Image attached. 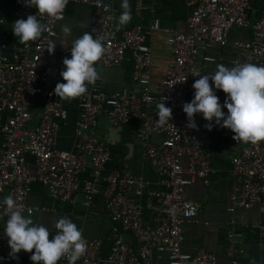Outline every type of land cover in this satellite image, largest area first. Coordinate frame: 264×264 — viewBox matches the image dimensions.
Listing matches in <instances>:
<instances>
[{"label": "built area", "instance_id": "1", "mask_svg": "<svg viewBox=\"0 0 264 264\" xmlns=\"http://www.w3.org/2000/svg\"><path fill=\"white\" fill-rule=\"evenodd\" d=\"M4 1V0H1ZM14 4L13 16L26 19L37 14L46 31L34 44H23L12 52L11 58L0 54V202L12 195L25 214L45 211L28 204L33 183L46 188L54 202L73 204L81 192L83 206L88 207L100 186L104 208L112 223L110 248L102 256V240L86 241V252L76 264H220L215 254L200 249L193 254L182 251L183 228L197 223L198 206L187 197V188L196 180L205 186L211 182L214 139L226 142L230 154V174L234 186L228 196L226 211L230 224L241 219V213L256 210L255 229L264 240V140L256 143L234 140V133L218 125L209 131L195 116L196 129L188 127L182 105L193 97L194 66L201 52L213 46L228 45L232 29L251 32L247 41H235L236 63L264 65V12L252 22L248 15L249 0H183L191 10L182 31L167 30V43L172 62L159 94L150 89L151 50L147 38L154 28L143 30L132 26L119 31L115 9L111 4L96 0H68V3L92 7L88 30L94 39H101L104 53L94 67L115 68L125 59L131 62V80L137 91L124 90L108 95L100 90L97 81L88 84L84 94L76 97L78 115L74 128L73 148L69 151L55 147L60 125L67 119L63 98L54 93L64 68L63 59L70 57L72 44L63 49L48 51L49 42L57 37V26L64 19L40 15L25 0H9ZM107 5V7H105ZM143 10L142 0H135L134 16ZM2 22L0 21V25ZM80 37V36H79ZM4 45L0 43V50ZM205 60L213 61L206 57ZM87 83V82H86ZM41 102L38 121L30 124L32 108ZM165 102L171 107V121L157 123V105ZM107 118L110 132L132 127L143 146V157L160 178L163 190H148V184L134 176L127 166L107 171L111 160L108 138L99 140L91 130L98 117ZM160 137V140L157 138ZM26 156L34 159L35 174L27 167ZM90 165L89 178L80 176ZM145 197L146 208L155 213L154 225L144 223V210L136 199ZM7 215L0 203V264H11L13 257L3 227ZM128 237V239H126ZM239 235L231 231L225 250L228 264H242L243 250L237 246ZM34 251V250H33ZM25 264H33L32 253L20 252ZM155 254V259L153 255ZM61 257L57 264H67Z\"/></svg>", "mask_w": 264, "mask_h": 264}, {"label": "crops", "instance_id": "2", "mask_svg": "<svg viewBox=\"0 0 264 264\" xmlns=\"http://www.w3.org/2000/svg\"><path fill=\"white\" fill-rule=\"evenodd\" d=\"M111 4L115 9L118 30L123 31L132 26H141L143 30H150L147 41L151 50L152 64L150 66V89L159 94L163 90V80L167 68L172 62V55L167 43V30L182 31L186 27L187 19L191 10L184 4L183 0H142L143 10L138 17L134 16L135 0H128L131 20L125 24H119V17L124 9L121 7L123 0H102ZM249 18L252 22L262 16L264 12V0H249ZM14 4L9 0H0V43L4 48L0 54L11 58L12 52L23 44H34L39 38L33 41L21 43L19 38L12 32L13 23L18 20L12 12ZM92 7L89 5L68 3L64 10V19L57 26V37L55 38L56 49H63L72 44V41L83 33L88 32L91 25ZM71 28V34L65 37L62 32V25ZM252 34L246 30L232 29L228 36V45L225 47L213 46L201 52L195 63V72L206 75L214 72L218 64L233 67L237 58V51L233 46L235 41H247ZM206 57L213 61L205 60ZM100 90L108 95L121 93L124 90L137 91L131 80V62L125 59L118 67L99 68ZM199 77L195 76V79ZM220 102L223 103L226 94L222 91L216 93ZM191 97L189 101L192 99ZM63 108L67 112V119L60 125L56 135L55 147L59 150L69 151L73 148L74 128L78 115L76 98L62 100ZM41 111V102L36 101L32 108L31 125L38 121ZM226 113L227 109H223ZM201 123H208L198 114ZM132 127H121L115 132H110L107 118L102 115L98 117L96 127L91 130L94 137L99 140L108 138L111 160L107 165V171L120 169L127 166L134 176L141 177L147 184L148 190H163L162 182L154 171L152 164L143 157V146L141 141L134 134L135 124ZM160 140V137L157 138ZM1 141V137H0ZM212 166L215 170L211 182L205 186L201 181L196 180L187 188V197L198 206L197 223L183 228L182 251L193 254L200 249L217 256L220 264H228L225 254L229 234L236 232L237 246L243 250L241 256L242 264H264V240H262L255 225L258 222L256 210L243 211L241 219L235 225L230 224V216L226 211L228 196L234 186V180L230 174V154L226 148V142L221 139H214L212 144ZM26 163L29 172L35 174L34 159L26 156ZM91 172L88 165L85 172L80 176V181L87 180ZM104 185L100 186V193L95 195L88 207L83 206L82 193H77L75 203L64 204L54 202L47 194L46 188L39 183H33L27 199L31 206L44 208L45 211H36L32 214L34 221L45 225L55 234V222L62 216L70 218L78 228L82 229V236L85 240L101 239L102 256H107L110 248V230L112 223L109 220L105 208L102 191ZM137 204L143 207L142 220L144 223L154 225L155 213L146 208L145 197L136 199ZM51 239V236H50ZM128 239V237H126ZM11 264H25V256L17 254ZM155 259V254L153 255ZM68 264V263H67ZM159 264H166V257L162 256Z\"/></svg>", "mask_w": 264, "mask_h": 264}, {"label": "clouds", "instance_id": "3", "mask_svg": "<svg viewBox=\"0 0 264 264\" xmlns=\"http://www.w3.org/2000/svg\"><path fill=\"white\" fill-rule=\"evenodd\" d=\"M25 3L29 7H35L40 15L47 14L60 19L68 0H25ZM96 3L99 6L102 0H96ZM121 7L124 11L119 17V24L125 25L131 20L128 0H123ZM12 25V32L21 43L36 40L47 30L37 14L18 19ZM61 27L65 37L71 34L68 25ZM55 46V41L49 42L48 51L53 52ZM103 53L101 39H94L90 32L74 39L70 57L63 59L64 68L60 72L63 82L56 84L54 93L64 99L84 94L87 85L94 84L99 79L94 64L101 59ZM192 75L199 77L192 84L195 90L193 98L182 105L189 128L198 127L195 116L202 114L203 119L208 122L205 127L209 131L214 125H218L231 130L234 140L246 143L264 140V65L236 63L233 67H227L218 64L210 74L201 75L196 71ZM217 91L226 94L223 103L220 102ZM157 108V123L164 126L171 121L172 109L166 107L165 102L159 103ZM225 108L226 113L223 111ZM0 203L7 215L3 233L8 238L11 257L18 258L17 254L23 250L32 253L29 259L33 264H57L61 257L66 258L68 264H76L85 254L86 241L82 236V229L70 218L62 216L57 219L53 235L51 229L34 221L30 212L26 215L24 207L17 204L12 195L6 196Z\"/></svg>", "mask_w": 264, "mask_h": 264}, {"label": "water", "instance_id": "4", "mask_svg": "<svg viewBox=\"0 0 264 264\" xmlns=\"http://www.w3.org/2000/svg\"><path fill=\"white\" fill-rule=\"evenodd\" d=\"M0 34H1V32H0Z\"/></svg>", "mask_w": 264, "mask_h": 264}]
</instances>
